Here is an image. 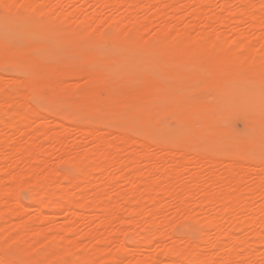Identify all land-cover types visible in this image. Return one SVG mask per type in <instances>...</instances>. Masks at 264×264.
<instances>
[{"label":"bare ground","instance_id":"1","mask_svg":"<svg viewBox=\"0 0 264 264\" xmlns=\"http://www.w3.org/2000/svg\"><path fill=\"white\" fill-rule=\"evenodd\" d=\"M246 98L264 0H0V241L38 264H264Z\"/></svg>","mask_w":264,"mask_h":264},{"label":"rangeland","instance_id":"2","mask_svg":"<svg viewBox=\"0 0 264 264\" xmlns=\"http://www.w3.org/2000/svg\"><path fill=\"white\" fill-rule=\"evenodd\" d=\"M201 94V95H200ZM209 93L203 92L201 89H193L190 92V96L196 98V99H204L207 100L209 103H218L217 98L215 99L214 95L210 94V97L208 99H205L206 96H208ZM196 96V97H195ZM217 100V102H215ZM257 103V104H256ZM260 106H259V105ZM241 110L240 112V120L242 122L241 126L247 127L249 125H261L264 126V100H253L252 98H246L239 100V106ZM262 108V109H261ZM261 109V110H259ZM156 121L161 123H166L171 126H175L174 121L170 117H163L156 116ZM249 163H253V158L251 157L249 159ZM61 172H66L67 169L65 167L60 168ZM20 195L23 199L26 198V192L21 191ZM195 231L194 227L190 224H180L177 226V232L181 234H193ZM13 246V247H11ZM15 245L12 243H5V241H0V249L2 250V253L9 255L15 262L19 264H38L37 256H35V253L31 252L30 250H19V247H14Z\"/></svg>","mask_w":264,"mask_h":264}]
</instances>
